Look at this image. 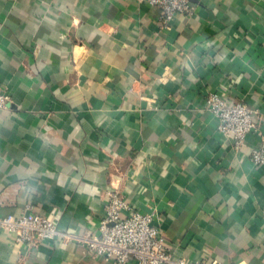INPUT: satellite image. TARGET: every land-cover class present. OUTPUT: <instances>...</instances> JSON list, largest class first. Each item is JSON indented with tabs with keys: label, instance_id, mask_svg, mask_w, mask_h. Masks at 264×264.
I'll list each match as a JSON object with an SVG mask.
<instances>
[{
	"label": "crops",
	"instance_id": "0c3cea01",
	"mask_svg": "<svg viewBox=\"0 0 264 264\" xmlns=\"http://www.w3.org/2000/svg\"><path fill=\"white\" fill-rule=\"evenodd\" d=\"M165 27L144 0H0V217L56 220L0 264H111L80 237L109 193L153 213L175 258L264 264V0H193ZM253 109L239 150L207 92ZM129 264H135L131 261Z\"/></svg>",
	"mask_w": 264,
	"mask_h": 264
},
{
	"label": "built area",
	"instance_id": "2783aa9c",
	"mask_svg": "<svg viewBox=\"0 0 264 264\" xmlns=\"http://www.w3.org/2000/svg\"><path fill=\"white\" fill-rule=\"evenodd\" d=\"M160 9L159 20L169 27L177 14L194 12L193 0H144ZM9 95L0 85V108H5ZM207 101L217 120V128L224 138H231L236 149H241L249 134L257 130L253 109L245 102L234 103L215 91L207 92ZM261 147L254 149L251 159L264 165V135ZM1 203V201H0ZM0 229L12 234L17 241L35 244L60 234L56 220L31 213L18 217H0ZM87 249L111 264H202L186 257L175 258L161 229L154 222L153 213H141L132 208L119 191L109 193L106 213L95 232L82 237ZM210 264H221L214 259Z\"/></svg>",
	"mask_w": 264,
	"mask_h": 264
}]
</instances>
